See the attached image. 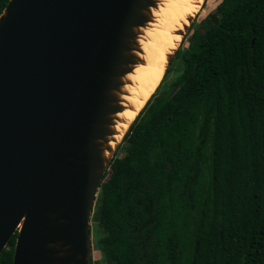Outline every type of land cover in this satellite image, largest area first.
Here are the masks:
<instances>
[{"label": "trees", "instance_id": "1", "mask_svg": "<svg viewBox=\"0 0 264 264\" xmlns=\"http://www.w3.org/2000/svg\"><path fill=\"white\" fill-rule=\"evenodd\" d=\"M202 23L174 53L178 89L149 105L159 83L99 183L92 264H264V0H221Z\"/></svg>", "mask_w": 264, "mask_h": 264}, {"label": "water", "instance_id": "2", "mask_svg": "<svg viewBox=\"0 0 264 264\" xmlns=\"http://www.w3.org/2000/svg\"><path fill=\"white\" fill-rule=\"evenodd\" d=\"M156 7L157 0H8L2 8L0 252L15 235L11 264H91L99 183L151 96L111 147L126 76L143 63L138 36Z\"/></svg>", "mask_w": 264, "mask_h": 264}, {"label": "bare ground", "instance_id": "3", "mask_svg": "<svg viewBox=\"0 0 264 264\" xmlns=\"http://www.w3.org/2000/svg\"><path fill=\"white\" fill-rule=\"evenodd\" d=\"M204 0H157V7L151 10L152 20L141 29L137 43L142 64L134 67L126 76L129 84L123 87L122 106L125 109L116 115L113 147L161 82L167 57L179 45L189 21L196 16ZM202 7V6H201Z\"/></svg>", "mask_w": 264, "mask_h": 264}, {"label": "rangeland", "instance_id": "4", "mask_svg": "<svg viewBox=\"0 0 264 264\" xmlns=\"http://www.w3.org/2000/svg\"><path fill=\"white\" fill-rule=\"evenodd\" d=\"M221 0H204V2L201 4L200 9L196 13V16L193 18L192 21V30L188 31L183 39L181 40L179 46L177 49H179V53L181 54L183 50L186 48V42L190 40L191 34L193 31L196 32L199 36H201L204 33L203 28V21L209 16L214 15V12L216 10L217 5L220 3ZM174 59L168 66L167 72L165 73L163 79L161 80V83L156 90V92L153 94V96L149 99L148 104L150 105L152 102H155V99H161L168 94H172L174 91L178 89L179 85H175L176 80L178 79L179 75L183 71V63L181 58L177 55L172 57ZM138 135V132L135 133V129L130 132L127 139L122 143V145L117 146L113 156L121 158L125 154V150L128 145L135 143V136ZM119 147V148H118ZM112 156V157H113ZM96 225L92 222L91 217L89 219V234H90V244H91V262L95 263L96 261H100V255L98 251H96L93 247V235H92V229ZM97 235L98 237L102 236V233L97 229Z\"/></svg>", "mask_w": 264, "mask_h": 264}, {"label": "flooded vegetation", "instance_id": "5", "mask_svg": "<svg viewBox=\"0 0 264 264\" xmlns=\"http://www.w3.org/2000/svg\"><path fill=\"white\" fill-rule=\"evenodd\" d=\"M91 264H92V262H91Z\"/></svg>", "mask_w": 264, "mask_h": 264}]
</instances>
